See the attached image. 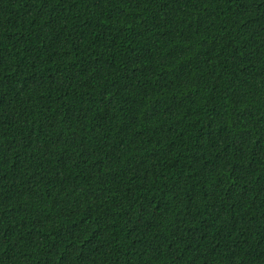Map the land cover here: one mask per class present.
Listing matches in <instances>:
<instances>
[{"label": "trees", "instance_id": "trees-1", "mask_svg": "<svg viewBox=\"0 0 264 264\" xmlns=\"http://www.w3.org/2000/svg\"><path fill=\"white\" fill-rule=\"evenodd\" d=\"M0 264H264V0H0Z\"/></svg>", "mask_w": 264, "mask_h": 264}]
</instances>
